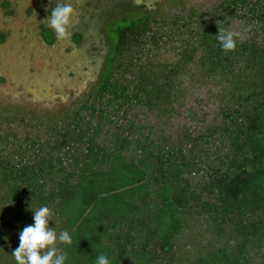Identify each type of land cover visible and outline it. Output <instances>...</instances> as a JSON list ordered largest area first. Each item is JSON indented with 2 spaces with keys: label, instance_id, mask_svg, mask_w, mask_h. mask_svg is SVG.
I'll use <instances>...</instances> for the list:
<instances>
[{
  "label": "trees",
  "instance_id": "16d2710c",
  "mask_svg": "<svg viewBox=\"0 0 264 264\" xmlns=\"http://www.w3.org/2000/svg\"><path fill=\"white\" fill-rule=\"evenodd\" d=\"M132 7L107 23L97 78L78 107L47 125L51 142L0 134V264H16L7 233L34 221L28 214L41 206L72 236L70 247L58 245L66 264H96L101 254L111 264H176L168 259L175 241L198 216L224 241L183 264H264V0H218V19L237 18L251 31L227 54L217 19L195 18L191 27L173 16L182 46L178 61L163 65L141 60L166 33L154 30L160 17ZM42 35L52 38L48 29ZM197 50L209 74L232 79L231 89L217 123L165 144L130 112L166 115L173 79ZM7 145L14 158L2 154Z\"/></svg>",
  "mask_w": 264,
  "mask_h": 264
},
{
  "label": "rangeland",
  "instance_id": "374dc122",
  "mask_svg": "<svg viewBox=\"0 0 264 264\" xmlns=\"http://www.w3.org/2000/svg\"><path fill=\"white\" fill-rule=\"evenodd\" d=\"M57 2L71 3L77 11L70 38L58 41L47 27L49 8ZM218 0H0V134L8 133L22 139L51 142L48 124L61 121L78 107L94 84L106 51V25L119 16L125 5H132L136 13L148 12L160 17L154 30L164 33L156 47L147 45L141 60L158 64H175L180 47L179 35L170 22L178 20H214L225 29L242 31L248 26L237 18L218 19L215 5ZM196 16H191V12ZM198 16V17H197ZM218 17V18H217ZM164 21V22H163ZM52 32L49 42L42 32ZM169 31L172 33L166 35ZM251 34L244 33L243 37ZM78 35V39H75ZM186 34H183V37ZM261 36V33L258 32ZM182 37V36H181ZM258 38V37H257ZM197 50L173 79L168 113H158L145 107L132 109L130 117L151 128L152 137L165 144L181 142L184 133L195 135L206 125L219 121L216 111L231 89L232 79L209 74L207 66L197 61ZM149 131L145 127L143 132ZM9 137V136H8ZM22 143H24L22 141ZM15 147L5 146L2 154L14 158ZM199 174H195V179ZM193 177V175H191ZM32 219L34 213L28 214ZM34 220V219H33ZM30 221L29 224H33ZM4 221L0 220V226ZM28 222L26 224L29 225ZM50 227L59 230L53 221ZM6 245L19 246V232L8 231ZM211 225L203 216L187 218L177 237L169 261L183 264L191 261L207 248L221 244ZM233 242L231 241L230 244ZM257 258H251L254 264Z\"/></svg>",
  "mask_w": 264,
  "mask_h": 264
},
{
  "label": "clouds",
  "instance_id": "9594fccd",
  "mask_svg": "<svg viewBox=\"0 0 264 264\" xmlns=\"http://www.w3.org/2000/svg\"><path fill=\"white\" fill-rule=\"evenodd\" d=\"M76 16L77 11L71 3L57 2L44 21L55 33L56 39L64 41L71 36L70 29ZM249 30V28L242 31L219 28L216 38L227 54L236 51L238 42ZM33 213L34 223L25 226L19 232V246L12 252L16 264H66L67 253L61 251L58 245L70 247L73 243L72 236L66 230L57 233L55 227L49 226V221H53L54 212L48 206H41ZM96 264H111V262L106 255L101 254L97 257Z\"/></svg>",
  "mask_w": 264,
  "mask_h": 264
},
{
  "label": "flooded vegetation",
  "instance_id": "af4514ba",
  "mask_svg": "<svg viewBox=\"0 0 264 264\" xmlns=\"http://www.w3.org/2000/svg\"><path fill=\"white\" fill-rule=\"evenodd\" d=\"M52 33V32H51ZM2 34V37L4 36V34L3 33H1ZM53 35V34H52ZM45 41V40H44Z\"/></svg>",
  "mask_w": 264,
  "mask_h": 264
}]
</instances>
